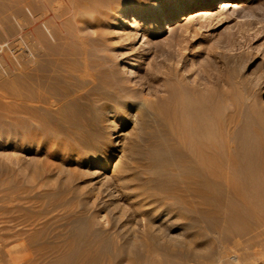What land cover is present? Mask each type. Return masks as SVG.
<instances>
[{"label": "rangeland", "instance_id": "obj_1", "mask_svg": "<svg viewBox=\"0 0 264 264\" xmlns=\"http://www.w3.org/2000/svg\"><path fill=\"white\" fill-rule=\"evenodd\" d=\"M163 1L0 0V229L7 228L10 233L14 225L13 229L20 233L4 240L0 264H8L6 251H12L14 256L29 255L30 264H147V259L141 256H144L142 253L149 240L144 237L147 240L144 244L140 236L146 235L148 228L159 243L169 241L168 244L176 245L175 248L187 254L186 261L181 256L178 257L181 260L172 259L173 264H234L231 259L234 256L240 264H264V222L244 236L227 232L228 226L222 223L219 227L221 232L226 229L227 238L209 233L206 223L202 224L194 212L178 211L158 200L152 201L158 194L174 192L184 195L186 192V196L198 200V194L190 189L192 180L180 177L173 170L171 159L160 163V167L171 174L162 178L163 183L161 178L139 172L136 167L144 161L140 162L135 156L129 158L128 153L136 136L146 139L143 140L145 143L138 142L139 148L151 143L153 139L147 140L146 134L158 124L165 129L166 136H170L168 99L161 89L167 78L182 75L190 82L207 83L211 89L221 92L230 89L229 83H240L246 78L257 85L259 92L247 97L240 87L238 89L235 97L238 101L234 98L237 104L234 143L239 148L238 153L256 157L254 164H262L261 169H264V151L261 150L264 148V0H214L202 8L203 12L193 13L191 18L184 20L176 19L174 24L172 19L180 12L173 8V3ZM235 3H238L237 7H234ZM168 5L172 9L168 11L169 16H165L162 9ZM189 9L185 15L191 12ZM154 14H157L156 22L150 17ZM161 23V29L155 32V26ZM34 34L45 39L35 41ZM32 44L36 45L35 66H44L43 73L47 77L60 78L63 86L73 85L76 80L77 84L84 56L91 76L86 79L94 83L88 81L93 96L87 100L75 94L66 98L52 92L45 94L51 101H59L61 111L58 112L63 116L49 119L50 127L44 130L27 121L23 112L17 118L13 115L17 109L14 79L19 75L18 79L26 83L25 70L30 62L28 54ZM15 56L23 69L18 75L11 67ZM120 96L128 104L143 105L139 113L135 106L121 110L114 104L105 115L111 125L108 122L101 124L102 128L116 127L111 140L119 143L117 161L120 170L125 169L122 173L96 166L91 156L83 154L86 152L78 145V140L85 136L84 124L95 125L94 118L100 116L97 109L104 104H113L112 100ZM72 97L76 98L77 105L71 104ZM50 109V113L56 110L55 107ZM145 115L147 120L143 118ZM60 116L71 122L56 124ZM48 118L44 119L47 121ZM138 120H144L145 131H140ZM145 121L151 124L147 125ZM101 152L106 153L105 146ZM115 153H106L110 155L108 163L113 161ZM144 164L151 167L158 163L147 161ZM261 171L264 175V170ZM170 176L177 178L176 182L171 181ZM237 176L235 182L246 188L250 186L248 177ZM120 177H125L124 183L119 181ZM220 183L221 191L239 199V191L232 189L227 179ZM242 194L248 195L247 198L253 195L251 190H244ZM247 198V201L251 200ZM199 207L205 209V205ZM186 213V216L181 215ZM263 215L261 212L260 217ZM5 232L0 231V234ZM115 245L125 249V253H113ZM89 247L91 253L86 249ZM245 248L250 260L241 262L247 255ZM89 253L92 256L87 255ZM239 254H243L242 259L238 258ZM163 258L159 256L155 260L164 264Z\"/></svg>", "mask_w": 264, "mask_h": 264}, {"label": "bare ground", "instance_id": "obj_2", "mask_svg": "<svg viewBox=\"0 0 264 264\" xmlns=\"http://www.w3.org/2000/svg\"><path fill=\"white\" fill-rule=\"evenodd\" d=\"M196 1H197V3L192 8L189 9V6ZM213 1L214 0H164L162 3L166 4V2H169V3L171 2V3H173V8L178 9V12H180L178 17H175L172 19L173 20L172 24H174V23H177V22H174L176 19H179V20L183 19L184 20V19L189 18V17L191 18V14H193V13L198 14V12H203L204 10L202 8L209 6L211 4V2H213ZM238 1H240V0H238ZM237 4L238 3H235L234 7H237ZM228 6L231 7L232 5H228ZM55 8H56V6H55ZM101 8L102 7H99L98 9H101ZM170 9H172V7H170V5H168L166 8L164 7L162 9L165 12V16H169L170 13L168 11ZM188 9L191 10V12L189 14L185 15L186 13H188L187 12ZM155 10L156 9L153 8V11H155ZM153 11H152V13H153ZM184 15H185V17H184ZM186 16H188V17H186ZM150 17L153 19L154 22H156L157 14H154ZM132 21H135V19H132ZM160 26L162 27V23L160 25H157V27L155 26V29H156L155 32H157L158 30L161 29ZM42 35H44V34L42 33ZM42 37L44 38V36H42ZM42 37H41V35L34 34V40L35 41H39V42L42 41ZM45 37H46V35H45ZM35 46H36L35 44H32V47H31L32 50L30 49V52L28 54L30 62H29V64L27 63L28 67H27V70H25V71H27V73H25L26 74V78H25L26 83H23L20 79H18V77H19L18 72L22 69V64L19 61H17L18 60V59H16L18 56L17 54H16L17 56H15L14 60H13L14 64L12 62H11L12 66L10 64V66L12 67L14 72L17 73V75H18V77L16 79H14L15 81L13 83V84L17 83L16 84L17 88L14 89L15 90L14 94L17 96V99L15 100L14 104H16L15 107L17 109H16L15 114H13V113L12 114L15 115V117L17 118V116L23 112L25 115H27V121H30L32 123L34 122V125L37 128H41V130H44V129H48L50 127V123H49L50 120L49 119H54L55 116L61 115V113L58 112V111H61V106L59 104V101L58 102L51 101L50 98L46 97L47 94L52 92L54 94H57L59 96L65 97V98L74 96V94H75L78 97H80V99L82 98V99L87 100L88 97L93 96V88H88L91 83L88 84L89 80L87 81V79H88L87 77L89 76V78H90L91 76H90L87 69L90 67L87 66V63H86L84 56L82 57V60H81L82 69L81 70L79 69L80 73L77 74L78 83L76 84L77 80L76 81L74 80L75 84L72 85V83H71V85L67 84V86H66V84H65V86H63V84H62L63 80H60V78H56L55 76L49 77L51 75H48V77H47L46 75H44V73H43L45 70L44 66H42V65L41 66H35V64H36ZM18 51H19V49L16 50V52H18ZM92 53H94V52H92ZM14 54H13V56H14ZM97 58H98V56H97ZM61 63H62V61H61ZM98 71H99V69H98ZM92 77H93V75H92ZM168 79L169 78H167L166 83L161 87V89H164L165 93L167 94L166 97L168 99L167 100L168 105L166 104V107L168 109L167 110L168 111V117H169V121H170V125H171L170 136H166L167 133H166L165 129L162 128V126L160 124H158L157 127H155V126L153 128L151 127L152 130L150 132H147L146 135L148 137L147 140L153 139L152 142L145 145V146H140V148L143 147L140 149L138 147L139 146L138 142L142 141V143H145V142H143V140L146 141V139H144L143 137L140 138L139 136L134 137L135 142H133L132 146L129 147V148H131L128 152L129 158H133V156H135V157H137V160H139L140 162L141 161L142 162L143 161L144 162H147V161L151 162L152 161V163H153V161H154V162L158 163L156 166L150 165L151 167H148L143 162V163H140L136 168L138 169L139 172L141 171V173H143V172L149 173L155 179L161 178L162 182H163V180H162L163 177L166 178L168 175H171V174L168 173V171H166L165 169L161 168L160 163L163 161H166L167 159H169V160L171 159V164H172L173 170H175L176 173L180 177L184 176L186 178L191 179L192 181H191L190 189H191V191H194V193L198 194V196H197L198 200H195V198L193 200L191 197L186 196L187 194L185 191L188 192L187 189L185 191L183 190L185 192V195L181 194V193L176 194L175 192H174L175 194L173 193L171 195H168V194L165 195L161 191V193L163 195L159 196V194H158V196H156L155 199L153 198L154 199V200H152L153 202L155 200H158L160 202V204L165 203V205L174 207V209L177 208L176 210L181 209L182 211H185V212H194L197 215V217H199L198 219H199V221H201V223L202 222L206 223V227H207L206 231H208L211 234L216 233L219 236L221 235L223 238H227L228 235L224 233V232H226V229L224 232H221V227H219V225L222 223L223 225L225 224L228 226L227 232H229L233 235H236L238 237L241 235L242 236L248 235V233L252 232L255 227H257L258 225H262L264 222V217L263 218L260 217L261 212L262 213L264 212V177L262 178V176H264V175H261L262 174L261 170H264V169H261L260 165H262V164H260V162H259L264 157L261 156L262 158L260 157V160L259 161L257 160V163L260 164V165H258L256 163L254 164L256 157L253 158L252 156H249L247 153H242V154L240 152L238 153L239 148H236L235 143H234L235 139H236L235 132H234V127L236 126L235 125L236 121L234 119L236 118L235 114H236V110H237V108L235 107V105H237V104H235L234 98L238 95L239 87L241 88L240 90L243 91L244 95H246L247 97H252V96L256 95L259 92L257 85H253V83L251 82L250 79L242 78L243 80H241L240 83L239 82L236 83L235 81H234L235 83H229V84H231V85H229L230 89L228 88V90L221 92V91L211 89L210 87H208L207 83L190 82V81L186 80V78L184 76L178 75V74L174 78L169 79V80ZM64 80H66V78ZM50 81H52L54 83L49 84ZM68 81H70V80H68ZM12 82H13V80H12ZM89 82H92V81H89ZM92 84H94V83L92 82ZM136 85H137V87L141 86V84H136ZM16 86L14 85V87H16ZM22 91H25L27 93V96L23 95L24 92L22 93ZM154 91H155V89H154ZM156 91L158 92V90H156ZM94 92H96V91H94ZM123 92H125V91H123ZM26 93H24V94H26ZM11 94H12V92H11ZM14 94L12 96H15ZM21 95L24 96V98H21ZM166 97L164 99H166ZM15 98L16 97H14V99ZM236 98H235V100L238 101ZM74 99H76V98H74V97L70 98L71 104L73 102L75 105L77 102H75ZM164 99H162V100L165 101ZM238 99H239V97H238ZM60 102H63V101L60 100ZM227 102L229 104H227ZM112 103L113 104H108V105L104 104V106L99 105L101 107H99V109H97V110L99 111L100 116L98 115V117L96 116L94 118L95 125L92 126V124L91 125L88 124L85 126L84 123H81V124H84L83 131L85 133V136L81 140H78V145L80 146L81 150L86 152V153L82 152L83 154H86V155L89 154L91 156V158L93 160L92 163L95 164L96 166H99V167H101L107 171H112V172H115V171L117 172L119 170L118 172L122 173V172H125V169L120 170L121 166L118 165V161H117L119 154H120V151H118V148H117V146H119L118 145L119 143H114V140H113V142L111 140L112 139L111 137L113 136V134L116 133V130H115L116 127L114 125L112 127H108L109 128V131H108L107 126L106 127L104 126V128H102L101 124H106L107 122L109 123L110 120H108L105 117V115H106L107 111L109 110V108L114 107V104L119 106L121 110H124L125 107L127 108V106H130V105L135 106L136 109L139 110V113H140V109L143 108V105H142V103H135V104L130 103V104H128L122 96H120L119 98L113 99ZM97 104H98V102H97ZM50 107L56 108L55 111L53 110L54 113L49 112L50 110L52 111V109H50ZM120 109H118V110H120ZM230 109H233V110H230ZM46 115H48V116L52 115V117L48 118V116H46ZM39 116H46L49 121L48 120L46 121V119H44L46 117L40 118ZM61 116H63V115H61ZM61 116H60L59 120H57L56 124H61L62 122H69V123L71 122L70 119H68L66 117L62 118ZM146 116L147 115H145L143 117L145 120H147L145 118ZM138 119H140V118H138ZM143 121L142 120L136 121L138 127L140 126L141 132L143 130L145 131V128H146V125L144 124ZM156 121H158V120H156ZM146 122L147 121H145V123ZM32 123H29V124H32ZM85 123H87V122H85ZM150 124H147V125H150ZM109 125H111V123H109ZM53 126H51V127L54 129ZM106 129H107V132H106ZM146 130H149V129L147 128ZM138 134L142 135V133H138ZM165 140H169L170 142L164 143ZM103 146H105L106 153L110 154L111 152H117V153H115L114 158L112 159L113 161L108 163V160H109L108 156H110V155L101 152ZM106 146H107V149H106ZM263 149L264 148H262L261 150L264 151ZM262 151H260V152L262 153ZM261 153L259 154V156L261 155ZM250 155H252V153ZM259 156H257V159H259L258 158ZM134 165H135V163H134ZM256 165H258V166H256ZM259 170L261 172H259ZM143 174H145V173H143ZM239 174H244L246 177H248L251 180L249 187L246 188L245 186H242V184L239 185L237 182H235L234 178L238 177L237 175H239ZM147 175L148 174H146V176ZM150 175H148V176H150ZM172 177L173 176H170L171 181H173L172 179H174V180L177 179L175 177L174 178H172ZM189 179H187V180H189ZM222 179H227L228 185L232 189L234 188V190L236 189L237 191H239V199H235L233 196L225 194L223 191H221L222 189L220 186L221 185L220 180H222ZM167 180H168V178H167ZM184 180H186V179H184ZM119 181H122L124 183L125 177L124 178L120 177ZM149 181L152 182L151 180H149ZM146 182H147V180H146ZM173 182H176V180ZM148 185H150V184H148ZM161 185H162V183H161ZM161 185H159V186L161 187ZM156 188H158V187H156ZM166 189H168V187ZM157 190H159V188ZM168 190H170V189H168ZM244 190H246V191L251 190L252 191V193H253L252 197H251V195L249 196L251 198V200L249 199L250 201L246 200L248 195L245 197L244 194H242V191H244ZM190 192H188V194H191ZM194 193L192 195H195ZM250 193L248 192L247 194H250ZM211 194H213V195H211ZM151 197H153V196H151ZM160 204H158V205H160ZM201 204L205 205V209H202L203 207L202 208L199 207V205L202 206ZM166 209H167V207H166ZM6 213H7V211H6ZM180 213H182V212H180ZM174 215H176V214H174ZM181 215L186 216L187 213L181 214ZM196 215H194V216H196ZM186 219H185V221H187ZM255 219L258 220L256 223L253 222ZM185 221H183V222L186 223ZM192 223L197 224V222H193V221H192ZM147 224H148V221H147ZM15 225H18V224H15ZM173 225H174V223H173ZM195 226H197V225H195ZM13 228H15L14 225L10 229V233H8L9 229H7V228L0 229V231H2V232L7 231L5 233L0 234V250L5 247V244H4V242L6 241L5 239L13 237V236H17L18 234H20L18 229H13ZM144 229H146V228H144ZM151 229H152V227H151ZM199 230H201V229H199ZM189 231H187V232H189ZM204 231H205V229H204ZM144 233L145 232H143V234ZM145 234L146 235H141L140 237H142L143 240H144V237H147L149 240V243L147 242L148 243L147 244L146 243L147 240L146 241L144 240V242H143L141 239V241L144 244L146 243L144 250H143V253H142L144 256H141V257L147 259V260L143 259V261L145 260L147 262V264H159V262L156 261L157 257H159V256L164 257L163 258L164 264H173L172 259L177 258L178 260H181L178 258L181 256H184L185 261L187 260V258H185V257H187V254L184 253L183 251H180L179 249L175 248V247H177L176 245L168 244L169 241L166 243H163V244L159 243V241L151 233V230L149 228L146 230ZM181 235H182V233H181ZM166 236L168 238H170L169 235H166ZM200 236H203V235H200ZM252 236H254V235H252ZM257 236H255V237L257 238ZM202 238H204V236ZM223 238H222V240H223ZM256 238H254V239H256ZM92 239H94V238H91V240ZM89 240H87V241L90 242L91 240L90 241ZM164 240H166V239H164ZM175 240H176V238H175ZM184 240H185V238H184ZM186 240H188V239H186ZM94 241H96V240H94ZM179 241H181V239ZM160 242H161V240H160ZM96 243H98V242L96 241ZM235 243H237V242H235ZM69 244L70 243H68V245ZM92 244H93V241H92ZM95 245H97V244H95ZM140 245L142 246L143 244H140ZM87 246H88V243H87ZM87 246H85V247H87ZM109 246H111V243ZM116 247L113 248V251H112L113 253H119V254L122 253V255H123V253H125V249H123L122 247H119V248L118 247L116 248ZM109 248L110 247H108V249ZM187 248H188V246H187ZM238 248H237V250H238ZM246 248L248 249V246ZM86 249L88 250V252L91 253L92 248L89 247ZM95 249H97V248H95ZM181 249H183V248L181 247ZM247 249H246V251L244 250V252L247 253V251L250 250V249H248V250ZM84 252L85 251H83V253ZM141 252L142 251H140V253ZM5 253H6L8 264H30L31 263V261L29 259V255L16 256V254H15V256H14L12 251L11 252L6 251ZM90 253L87 255H91ZM248 254H249V252L247 253V255L244 254L245 255L244 258L242 256L243 254L242 255L239 254L240 256L238 258H241V256H242L243 259L241 258L242 260L241 259L240 260H241V262L242 261L245 262L246 260H250L249 259L250 257H248L249 256ZM231 259H232V261H234L233 262L234 264H240L239 263L240 261H239V259L238 260L236 259V256L232 257ZM37 260H38V258H37ZM83 260H84V258H83ZM158 260H159V258H158ZM0 262L1 263L3 262V260L1 258H0ZM144 264H146V263H144Z\"/></svg>", "mask_w": 264, "mask_h": 264}]
</instances>
